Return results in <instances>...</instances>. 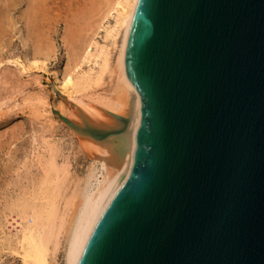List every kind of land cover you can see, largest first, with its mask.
Listing matches in <instances>:
<instances>
[{"label":"water","instance_id":"obj_1","mask_svg":"<svg viewBox=\"0 0 264 264\" xmlns=\"http://www.w3.org/2000/svg\"><path fill=\"white\" fill-rule=\"evenodd\" d=\"M125 70L135 151L79 264H264V0H138Z\"/></svg>","mask_w":264,"mask_h":264},{"label":"rangeland","instance_id":"obj_2","mask_svg":"<svg viewBox=\"0 0 264 264\" xmlns=\"http://www.w3.org/2000/svg\"><path fill=\"white\" fill-rule=\"evenodd\" d=\"M100 1L45 0L34 11L30 0H0V264H24L18 253L19 233L8 222L9 211L14 202L32 198L50 157L60 174L65 173L68 191L87 173L91 156L86 144L54 116V110L76 117L79 109L84 111L80 101L94 104L111 94L113 82L108 75L100 83L88 84L99 70L96 59L77 62L76 57L103 7ZM113 23L111 16L104 27ZM104 34L105 28L96 40L111 46ZM112 54L115 58V49ZM34 57L41 63L31 67L27 60ZM66 72L75 85L61 95ZM55 264H65L63 249Z\"/></svg>","mask_w":264,"mask_h":264},{"label":"bare ground","instance_id":"obj_3","mask_svg":"<svg viewBox=\"0 0 264 264\" xmlns=\"http://www.w3.org/2000/svg\"><path fill=\"white\" fill-rule=\"evenodd\" d=\"M30 1L33 2L30 8L34 10L45 0ZM137 2L100 1L103 7H100L93 26L89 27L83 41H76H81L79 53H76L77 62L95 58L99 65L98 73L89 81V86L90 83H100L108 75L113 82L112 90L109 96L96 99L94 104L80 101L84 111L79 109L76 117L68 116L62 110H54V116L86 144L91 161L86 175L68 191L63 182L65 173L60 174L51 156L47 166L43 167L44 175L32 198L20 199L11 205L9 213L13 222H8L19 233L18 253L24 264H55L62 249L65 264H79L101 214L130 170L135 151V131L140 124L141 100L136 87L126 75L125 52ZM111 16L114 23L108 28L104 27V22ZM34 28L30 29L33 31ZM103 28L104 39L111 46L99 45L96 40ZM93 47H96L95 52L92 51ZM112 49H115V58ZM27 61L31 67L41 63L37 57ZM41 66L44 67V64ZM52 74L57 79L56 72ZM62 80L61 95L69 92V85H75L70 72H66ZM47 83L52 84L49 74ZM54 89L60 94L58 87ZM111 130L119 134L105 138L101 136Z\"/></svg>","mask_w":264,"mask_h":264}]
</instances>
